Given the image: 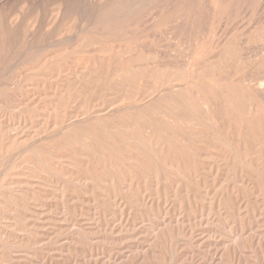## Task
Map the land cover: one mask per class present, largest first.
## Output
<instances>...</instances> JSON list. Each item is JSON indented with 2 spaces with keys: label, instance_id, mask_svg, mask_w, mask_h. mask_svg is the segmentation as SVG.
Listing matches in <instances>:
<instances>
[{
  "label": "rangeland",
  "instance_id": "rangeland-1",
  "mask_svg": "<svg viewBox=\"0 0 264 264\" xmlns=\"http://www.w3.org/2000/svg\"><path fill=\"white\" fill-rule=\"evenodd\" d=\"M234 1L0 0V264H264V0Z\"/></svg>",
  "mask_w": 264,
  "mask_h": 264
},
{
  "label": "bare ground",
  "instance_id": "bare-ground-1",
  "mask_svg": "<svg viewBox=\"0 0 264 264\" xmlns=\"http://www.w3.org/2000/svg\"><path fill=\"white\" fill-rule=\"evenodd\" d=\"M234 1V0H233ZM239 1V0H238ZM238 1H236V2H238ZM246 0H244L243 2H245ZM251 1V0H250ZM72 2V1H71ZM171 2V1H170ZM180 2V1H179ZM235 2V1H234ZM240 3H241V1H239ZM238 2V3H239ZM188 4V3H187ZM190 4V3H189ZM236 4V3H235ZM248 4V3H247ZM69 5V4H68ZM75 5V4H74ZM136 5V4H135ZM199 5V4H198ZM239 5V4H238ZM174 7V6H173ZM79 8V7H78ZM85 8V7H84ZM121 8V7H120ZM124 8V7H123ZM122 9V8H121ZM171 9V8H170ZM79 10V9H78ZM124 10V9H123ZM122 10V11H123ZM196 12H194V14H195ZM197 13H198V11H197ZM204 13H207V12H204ZM114 14V13H113ZM112 14V15H113ZM117 14H119V13H117ZM116 15V14H115ZM0 16H1V24L3 25V27H4V29L11 35L12 34V32H13V30H14V26H11L10 25V23H9V21H8V18H9V12H8V10H7V8H5V6H4V4H0ZM188 16V15H187ZM197 16V15H196ZM207 16V15H206ZM113 17V16H112ZM115 17V16H114ZM80 18V17H79ZM116 18V17H115ZM81 19V18H80ZM187 19V18H186ZM203 20V19H202ZM99 21V20H98ZM123 21V20H122ZM122 23V22H121ZM185 23V22H184ZM193 23H194V21H193ZM106 24V23H105ZM117 24V23H116ZM126 24H124V26H125ZM185 25V24H184ZM187 25V24H186ZM192 24H190V26H188V28H187V31H188V36L190 35V37H192V39H194V40H196L198 37H199V31H200V29H201V23L200 22H198L197 24H195L194 26L192 25ZM242 25V24H241ZM112 26V25H111ZM121 26H123V25H121ZM178 26V25H177ZM182 26H183V24H182ZM263 26V25H262ZM100 27H102V26H100ZM106 27V26H105ZM113 27V26H112ZM115 27V26H114ZM113 27V28H114ZM118 27H119V25H118ZM118 27H116L117 29H118ZM15 28L17 29V28H19V27H16L15 26ZM97 28V27H96ZM120 28H122V27H119V29ZM186 28V26L184 27V29ZM106 29V28H105ZM18 30H20V29H18ZM107 30V29H106ZM106 30H105V32H106ZM99 31V30H98ZM111 31V30H110ZM173 31V30H172ZM264 31V30H263ZM101 32H103V31H101ZM108 32V31H107ZM14 33V32H13ZM14 34H17V32L16 33H14ZM13 35V34H12ZM177 35H178V31H177ZM12 37V36H11ZM176 37V36H175ZM263 38V37H262ZM262 38H261V40H262ZM12 39V38H11ZM10 39V40H11ZM17 39V38H16ZM260 40V39H259ZM260 40V41H261ZM13 41V40H12ZM18 41V40H17ZM183 41V40H182ZM241 41V40H240ZM184 42V41H183ZM237 42V41H236ZM245 42V41H244ZM27 43V42H26ZM94 43H96V42H94ZM243 43V42H242ZM260 43V42H259ZM233 44V43H232ZM241 45V44H240ZM260 45H264V44H260ZM14 46V45H13ZM27 46V45H26ZM25 46V47H26ZM35 46V45H34ZM237 48V47H236ZM264 48V47H263ZM33 50V49H32ZM150 50V49H149ZM235 50V49H234ZM233 50V51H234ZM260 50V49H259ZM27 51V50H26ZM30 51V50H29ZM154 51V50H153ZM251 51V50H250ZM232 52V51H231ZM236 52H237V50H236ZM156 53V52H155ZM187 53V52H186ZM191 53V52H190ZM200 53V52H199ZM234 53V52H233ZM29 54V53H28ZM27 54V55H28ZM159 54V53H158ZM164 54V53H163ZM216 54V53H215ZM227 54V53H226ZM253 54V53H252ZM148 55V54H147ZM156 55V54H155ZM178 55V54H177ZM176 55V56H177ZM221 55H223V54H221ZM220 55V56H221ZM229 55V54H228ZM228 55H226V56H228ZM254 56V55H253ZM145 57H146V55H145ZM155 57V56H154ZM197 57V56H196ZM196 57H192L190 60H186V62L185 63H182V62H180V60H178V59H173L169 64L170 65H172V67L170 68V67H164V70H160L159 72H161V71H163V73H164V71H165V68L166 69H174L173 67H175V69L174 70H176V68H182L183 70H185L184 68H186L187 70H189L190 71V73H192L193 72V70H194V68L196 67V61H197V58ZM135 58V57H134ZM148 58V57H147ZM142 59V58H141ZM141 59H139V60H141ZM182 59V58H181ZM228 59V58H227ZM235 59V58H234ZM12 60V59H11ZM121 60V59H120ZM139 60H137V62L136 63H138V61ZM143 60H144V58H143ZM146 60V59H145ZM151 60H152V57H151ZM210 59H208L207 61H209ZM223 60V59H222ZM206 61V60H205ZM219 61H220V59H219ZM249 61V60H248ZM129 62V61H128ZM166 62V61H165ZM169 62V61H168ZM231 62V61H230ZM133 63V62H132ZM141 63H142V61H141ZM145 63V62H144ZM205 63V62H204ZM151 64V63H150ZM200 64V63H199ZM218 64H219V62H218ZM9 65V64H8ZM216 65V64H215ZM243 65V64H242ZM142 66H145V65H143L142 64ZM149 66V65H148ZM252 66L254 67V73H253V75L251 76V77H249V78H247L248 79V81L250 82V83H252L253 85H256L257 87H259V88H262V87H264V57H262V58H259V59H257V60H255L254 62H253V64H252ZM154 67H156V66H154ZM161 67V66H160ZM163 67V66H162ZM239 67H241V66H239ZM246 67V66H245ZM122 68V67H121ZM149 68V67H148ZM157 68V67H156ZM95 69V68H94ZM169 69V70H170ZM181 69V70H182ZM242 69V68H241ZM118 70V69H117ZM145 70H147V69H145ZM159 70V69H158ZM182 70V71H183ZM239 70V69H238ZM122 71V70H121ZM124 71V70H123ZM177 71V70H176ZM131 72H133V70L131 69ZM143 72V71H142ZM155 72V71H154ZM184 73H185V71H183ZM210 72H212V70L210 69ZM126 73V72H125ZM130 73V72H129ZM137 74H139L138 72H136ZM136 73H134V74H136ZM153 73V72H152ZM170 73V72H169ZM168 73V74H169ZM178 73V72H177ZM180 74H181V72H179ZM184 73H182L183 75H184ZM89 74V73H88ZM159 74V73H158ZM161 74V73H160ZM171 74V73H170ZM169 74V75H170ZM179 74V75H180ZM130 75H133L132 73L130 74ZM156 75V74H155ZM171 75H173V73L171 74ZM170 75V76H171ZM224 75V74H223ZM250 75V74H249ZM129 76V75H128ZM157 76H159V75H157ZM167 76V75H166ZM169 76V77H170ZM207 76V75H206ZM233 76H234V74H233ZM152 77V76H151ZM156 77V76H155ZM184 77H186V76H184ZM111 78V77H110ZM166 78H168V77H166ZM173 78H174V75H173ZM182 78H183V76H178V77H176V78H174V81H175V79H179V80H182ZM246 78V77H245ZM139 79V78H138ZM170 79H171V77H170ZM106 80V79H105ZM187 80V79H186ZM127 81V80H126ZM154 81H155V79H154ZM153 81V82H154ZM168 81H169V78H168ZM173 80H170L169 82H172ZM93 82V81H92ZM123 82V81H122ZM149 82V81H148ZM159 82V81H158ZM106 83V82H105ZM114 83V82H113ZM160 83V82H159ZM163 83V82H162ZM167 83V82H166ZM181 83V82H180ZM154 84V83H153ZM170 84V83H169ZM168 84V85H169ZM174 84V83H173ZM176 84V83H175ZM99 85V84H98ZM160 85V87H161V84H159ZM177 85V84H176ZM176 85H174V86H176ZM181 85V84H180ZM127 86V85H126ZM153 86V85H152ZM96 87V86H95ZM176 87H178V85L176 86ZM252 87H254V86H252ZM168 88V87H167ZM172 88V87H171ZM170 88V89H171ZM103 89V88H102ZM152 90L153 91H155V89L152 87ZM264 90V89H263ZM172 91V90H171ZM175 91V90H174ZM257 91H259V90H257ZM152 92V91H151ZM212 92V91H211ZM116 93V92H115ZM153 93V92H152ZM84 95H86V94H84ZM79 96V95H78ZM100 96V95H99ZM102 98V97H101ZM97 99H98V97H97ZM117 99V98H116ZM121 99V98H120ZM146 99V98H145ZM148 99V98H147ZM249 99V98H248ZM263 99V98H262ZM201 100V99H200ZM111 101V100H110ZM118 101V100H117ZM103 103V102H102ZM243 103V102H242ZM109 105V104H108ZM171 105H173V104H171ZM206 105V104H205ZM110 106V105H109ZM98 108V107H97ZM107 107H105V109H106ZM109 108H111V106L109 107ZM202 108V107H201ZM262 108V107H261ZM99 109V108H98ZM99 110H101V109H99ZM109 110V109H108ZM223 110V109H222ZM97 111V110H96ZM102 111V110H101ZM106 111V110H105ZM110 111V110H109ZM76 113V112H75ZM106 113V112H105ZM104 113V111H103V114H105ZM82 114V113H81ZM89 114V113H88ZM102 114V115H103ZM109 114V113H108ZM249 114V113H248ZM256 114V113H255ZM101 115V116H102ZM207 117V116H206ZM214 125H215V123H214ZM129 128H130V126H129ZM127 132V131H126ZM196 132V131H195ZM160 154V153H159ZM13 156V155H12ZM224 158V157H223ZM257 160V159H256ZM165 161V160H164Z\"/></svg>",
  "mask_w": 264,
  "mask_h": 264
}]
</instances>
